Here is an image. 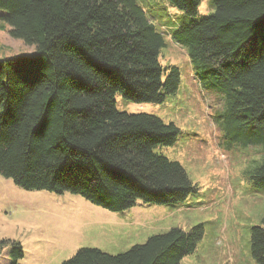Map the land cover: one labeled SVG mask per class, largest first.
Instances as JSON below:
<instances>
[{
  "label": "trees",
  "instance_id": "1",
  "mask_svg": "<svg viewBox=\"0 0 264 264\" xmlns=\"http://www.w3.org/2000/svg\"><path fill=\"white\" fill-rule=\"evenodd\" d=\"M196 17L203 0H167ZM216 10L176 28L203 86L225 98L219 127L228 146L264 149V0H213ZM12 38L35 46L0 60V177L27 191L70 193L111 212L138 202L185 201L194 186L183 166L155 152L180 129L147 113L116 109L115 95L162 103L179 71L164 82L166 41L136 0H0ZM251 178L264 188V158ZM263 225L251 251L264 264ZM203 225L172 228L119 254L82 248L62 264H182ZM19 264V241L0 239V255Z\"/></svg>",
  "mask_w": 264,
  "mask_h": 264
},
{
  "label": "rangeland",
  "instance_id": "2",
  "mask_svg": "<svg viewBox=\"0 0 264 264\" xmlns=\"http://www.w3.org/2000/svg\"><path fill=\"white\" fill-rule=\"evenodd\" d=\"M136 1L165 38L159 58L164 82L176 67L179 85L162 103H136L117 93L116 109L151 114L180 129L173 145L157 147L155 152L179 162L194 191L177 204L138 202L131 209L111 212L77 195L27 191L0 177V239L21 243L24 257L19 264H62L82 248L119 254L172 228L190 231L203 225L195 252L184 257L182 264H257L251 233L263 225L264 188L251 174L262 162L264 149L223 143L219 122L224 95L203 86L186 48L173 39L179 26L212 15L214 1L203 0L196 17L167 0ZM9 30L0 19V60L36 51L35 46L12 38ZM8 252L6 248L0 255V264H9Z\"/></svg>",
  "mask_w": 264,
  "mask_h": 264
}]
</instances>
